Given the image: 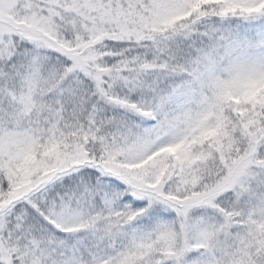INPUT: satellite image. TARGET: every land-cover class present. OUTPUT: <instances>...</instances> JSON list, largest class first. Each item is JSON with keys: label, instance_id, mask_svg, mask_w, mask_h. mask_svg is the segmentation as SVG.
I'll use <instances>...</instances> for the list:
<instances>
[{"label": "snow or ice", "instance_id": "snow-or-ice-1", "mask_svg": "<svg viewBox=\"0 0 264 264\" xmlns=\"http://www.w3.org/2000/svg\"><path fill=\"white\" fill-rule=\"evenodd\" d=\"M0 264H264V0H0Z\"/></svg>", "mask_w": 264, "mask_h": 264}]
</instances>
